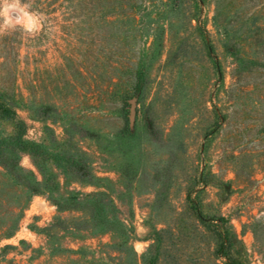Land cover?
<instances>
[{
    "label": "rangeland",
    "instance_id": "1",
    "mask_svg": "<svg viewBox=\"0 0 264 264\" xmlns=\"http://www.w3.org/2000/svg\"><path fill=\"white\" fill-rule=\"evenodd\" d=\"M9 17L0 140L21 132L38 193L0 192V229L23 206L0 264H264V0H20Z\"/></svg>",
    "mask_w": 264,
    "mask_h": 264
},
{
    "label": "trees",
    "instance_id": "2",
    "mask_svg": "<svg viewBox=\"0 0 264 264\" xmlns=\"http://www.w3.org/2000/svg\"><path fill=\"white\" fill-rule=\"evenodd\" d=\"M13 105H15V102L14 104H10L12 107ZM20 133L17 132V135L10 139L13 142L12 145L5 144V141L0 140V168L2 169V172H0V192H7L8 189H12L17 198L21 196L22 191L30 192V195H36L38 193V191L26 181L27 178L24 176L26 171L21 167L19 162L25 144L20 138ZM13 147L18 150L15 156L13 153H8ZM36 184H38V182H36ZM21 210H23V206H15L8 210L7 213L15 218L11 223L3 222L4 224L0 231L3 232L6 237H11V232L19 225L21 220L19 211Z\"/></svg>",
    "mask_w": 264,
    "mask_h": 264
},
{
    "label": "clouds",
    "instance_id": "3",
    "mask_svg": "<svg viewBox=\"0 0 264 264\" xmlns=\"http://www.w3.org/2000/svg\"><path fill=\"white\" fill-rule=\"evenodd\" d=\"M0 3L4 5L3 8L0 9V16H3L5 18V25H8L11 23L9 12L19 7L20 0H13L12 3H8V0H0ZM20 11L23 12V9L21 8ZM24 16H27V13H24ZM16 22L19 23L20 18H17Z\"/></svg>",
    "mask_w": 264,
    "mask_h": 264
}]
</instances>
